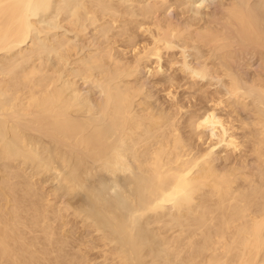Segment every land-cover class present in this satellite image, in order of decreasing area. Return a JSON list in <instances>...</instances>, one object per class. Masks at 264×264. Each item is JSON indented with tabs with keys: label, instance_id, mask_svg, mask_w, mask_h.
<instances>
[{
	"label": "bare ground",
	"instance_id": "6f19581e",
	"mask_svg": "<svg viewBox=\"0 0 264 264\" xmlns=\"http://www.w3.org/2000/svg\"><path fill=\"white\" fill-rule=\"evenodd\" d=\"M225 1L221 23L200 27L198 20L192 35L191 22L180 27L185 18L181 25L163 23L169 0L162 21L157 0H0V264H264V74L254 72L248 82L244 72L236 73L237 63L227 62L228 56L236 59L238 46L254 49V55L260 51L262 59L264 4L253 0L262 7L255 6L258 24L254 4ZM60 28L84 37L91 31L83 43L90 48L78 55V41L72 43ZM139 31L151 40L142 34L137 39ZM117 36L125 43L117 45ZM171 37L209 47L226 79L227 96L218 93L216 106L198 118L188 115V129L208 128L224 151L243 153L246 145L250 163H236L234 154L236 162H228L225 153L218 164L215 145L201 151L186 130L181 133L178 102L162 107L153 99L152 108L145 101L152 94L142 90L146 84L141 87L137 78V85L125 82L143 61L148 67L149 56L159 62L164 50L165 55L182 44L179 39L172 45ZM186 52H178L180 59ZM202 63L193 77L208 74L209 64ZM217 105L219 113L227 109L226 116L224 110V117L216 113ZM241 116L248 119L237 123ZM48 181L52 185L45 188Z\"/></svg>",
	"mask_w": 264,
	"mask_h": 264
},
{
	"label": "rangeland",
	"instance_id": "374dc122",
	"mask_svg": "<svg viewBox=\"0 0 264 264\" xmlns=\"http://www.w3.org/2000/svg\"><path fill=\"white\" fill-rule=\"evenodd\" d=\"M143 1V0H142ZM161 0H157V6L161 3L162 5H160V11L157 13V16H158V18L160 17V20L162 21V16H163V14L162 13H160L164 8H165V6L167 5L166 4V0H164L163 2H160ZM171 1V2H170ZM181 1H182V3L183 2H186L184 5H185V7L183 8V4L181 3ZM202 1V2H201ZM225 0H189V2H188V0H177V2L176 1H173V0H169V3H171V5H169L170 7H168V5H167V7L164 9V10H166V9H168V10H166V12H164V10L162 11L163 13H166L165 15H164V17H163V23L164 22H170L171 24L173 23V25H175L174 24V22L177 24V23H179V21H183L184 20V18H185V20H184V22H182V24H184L185 23V25H181V22L179 23L181 26L180 27H182L184 30L187 28V27H189V23L191 22V25L193 26L192 28L194 29V30H192V28L191 27H189L190 29L189 30H191V33H192V35H193V33L195 34V29L196 28H200V27H202L201 25H203V24H207V23H209V22H213L212 24H215V22L216 23H221V15H222V13H223V6H224V4H225V2H224ZM253 1V0H252ZM158 2H160V3H158ZM168 2V1H167ZM175 4H174V3ZM181 3V4H179V3ZM193 2V3H192ZM200 2V3H199ZM228 2H229V0H227V4H228ZM244 2H245V0H244ZM244 2H242V3H244ZM249 2H251V0H247V4H249V5H253L251 8H252V10L254 11L253 13H252V11H251V13L252 14H254V15H256V14H259V11L258 10H256V13H255V6H256V9H257V7H258V9L259 8H262V7H260V6H257V5H255V1H253L252 2V4L251 3H249ZM258 2V1H257ZM261 2H262V0H261ZM189 5H188V4ZM246 3L244 4V6H246ZM259 3H260V1L258 2V5H259ZM163 4H165V6H164V8H162V6H163ZM178 4H179V8H176V10H175V7H178ZM257 4V3H256ZM263 4H264V0H263ZM173 5V6H172ZM183 5V6H182ZM199 5V6H198ZM217 5V6H216ZM181 6V7H180ZM191 6V7H190ZM216 6V7H215ZM222 6V7H221ZM226 6V5H225ZM264 6V5H263ZM254 7V8H253ZM180 8H182L183 10H179ZM187 8H189V9H187ZM192 8V9H191ZM198 8H199V10H198ZM201 8V9H200ZM214 8H215V10H214ZM219 8V9H218ZM246 8H250V7H248V5L246 6ZM162 9V10H161ZM186 9H187V12H186ZM190 10V11H189ZM197 10H198V12H202V14L204 15V17L202 16V15H200V13H196L197 12ZM219 10H220V12H219ZM251 10V9H250ZM180 11V12H179ZM181 12H183V15H182V13ZM186 12V13H185ZM209 12H210V14H211V12L213 13V14H215L213 17H212V15L213 14H211L210 16H211V20H210V18H208L209 17ZM262 12V13H261ZM264 7H263V10H260V14H259V16L261 17L260 19H261V21H262V19H263V15H264ZM179 13H181V14H179ZM189 13V14H188ZM192 13V14H191ZM205 13V14H204ZM207 13V14H206ZM158 14H160L161 16H159ZM186 14H188V15H186ZM198 14H199V17H198ZM217 14V15H216ZM182 17H181V16ZM191 15H192V17H191ZM197 16L196 17V19H195V16ZM165 16L167 17V21H165L166 20V18H165ZM178 16V17H177ZM179 16H180V18H179ZM184 16V17H183ZM188 16V17H187ZM207 16V17H206ZM171 18V20H168L169 18ZM191 17V18H190ZM194 17V18H193ZM201 17V18H200ZM257 17V18H256ZM164 18H165V20H164ZM181 18H182V20H181ZM187 18H189V19H187ZM198 18V19H197ZM202 18L203 19H205V20H202ZM214 18V19H213ZM255 18L256 19H259L258 18V16L256 15L255 16ZM175 19V20H174ZM176 19H179V20H176ZM186 19H187V23H188V26H186ZM200 19L203 21V23H202V21H200ZM260 19H259V22H258V24H261L262 22L260 21ZM189 20V21H188ZM191 20H194L195 22H196V24H195V22L194 21H191ZM198 20H199V22H198ZM208 20V21H207ZM210 20V21H209ZM214 20H215V22H214ZM177 21V22H176ZM206 21V22H205ZM220 21V22H219ZM197 22H198V25L200 26H198L197 25ZM205 22V23H204ZM194 23V24H193ZM200 23V24H199ZM202 23V24H201ZM190 25V26H191ZM216 25V24H215ZM261 25H264V23L263 24H261ZM261 25H260V29L261 30H264L263 28H264V26H262L263 28H261ZM183 26H185V27H183ZM195 26H197L196 28H194ZM89 28H91V27H89ZM198 29H196V30H198ZM56 30V32H57V34L58 33H60V32H62L63 34H64V32H65V30L64 31H62V29L60 28V32L58 31V29H55ZM55 30H52V31H55ZM88 30V29H87ZM87 32V31H86ZM84 33L83 35H85L86 34V39H89V37H90V34H91V31L89 32V30H88V32L87 33ZM188 32H190V31H188ZM61 33V34H62ZM67 34V37L69 38V39H71L70 41H72V43H74V39H75V42L76 41H78L79 42V44H78V42H76V46H77V49H81L82 50V52L80 53V51H79V54L78 55H81L82 53L84 54L85 53V51H87L88 50V45H87V43H88V40L86 41L85 40V37L84 36H80V35H74L72 32H71V34H73V36L70 34V33H67V32H65V35ZM68 34L69 35H71L72 36V38H71V36H68ZM87 34H89V35H87ZM92 34H93V30H92ZM141 34L143 35L142 37H146V38H148V39H144V41H150L151 39L148 37L149 35H147L146 36V33H141L140 31L138 32V36H137V39H138V37L140 36V38H139V40H141ZM74 36H75V38H74ZM78 36H79V40H81V42L78 40ZM80 37H81V39H80ZM119 36H117V40H118V42L116 43L117 45H119L120 46V44H124L125 42H124V40H123V38L121 37V39H122V43H120L121 42V39H120V37L118 38ZM82 38H84V40L82 39ZM91 38V37H90ZM174 38V37H173ZM172 37H171V39L169 40L170 42H174L175 44H178V42H179V39L180 38H177V40H175V38L173 39ZM142 39V40H143ZM150 39V40H149ZM173 39V40H172ZM233 40H235L236 41V39L235 38H233ZM232 40V41H233ZM87 42L86 44H83V43H85V42ZM175 41H177V43L175 42ZM180 41H182L181 43L182 44H180V42H179V44H178V46L177 45H175V48H174V46H173V49H169V51L168 50H166V52L168 51V53H165V55H164V52H165V50H164V52H163V49L161 50V52H163V53H161V58L159 59L160 61L159 62H156V58L154 57V59L152 58V56H149L150 58H148V60H149V62H148V64L149 65H147L148 67H146V63L147 62H145V61H143V65L141 64L140 66H139V68H138V70L134 73V74H132L131 76H129V77H124V79H125V82H128V81H131V83H133L134 82V80H136L135 78H137V79H139V80H137V81H139V83H138V85L139 84H143L144 83V85L146 84V88L147 89H144V87H143V93L145 92V93H147L146 91L147 90H149V94H152V95H150L151 97L150 98H148V97H145V101L148 103V105L150 106V107H157V106H162V105H164L165 104V106H166V104H168V102H169V104L170 105H168L167 107H170V106H172V104H171V101L173 102V101H175L174 103V105L176 106L177 105V102H178V106L181 108L180 110L181 111H183V112H181L180 110L178 111V113H177V116H176V118H178V120L176 121L177 122V125H178V123H179V126L178 127H183V131L181 130V128H180V131H181V133H183L184 134V130H186L187 131V136H186V138L187 137H189V135H190V137L192 138L191 140H189V142H192V141H194V140H196V141H194V142H192V144H194V147L195 146H197V149H200L201 151H204L203 150V148L205 149V145H208V143H209V146L210 145H215V146H213L214 148H213V151H214V153H216V155L215 156H217V154H218V157H217V163L218 164H222V162H223V156H224V159L227 157V156H229V160H228V162H230L231 161V158L232 159H234L233 158V154H234V156H236V158L234 159V160H238L236 163H240L241 161H243V162H247V163H250L251 162V157L249 156V153L248 152H244L245 150H244V148L246 149V145L244 146V148H243V153L245 154L246 153V156L245 155H243V156H241V151H242V149L240 150V154L237 152H234L233 150H231V149H229V150H226V151H224V148L222 147L223 146V144L222 143H215L216 142V140H214V137H210L208 134H209V132H208V128H204V129H201V130H199V129H193V128H191V130H195L197 133H199L200 135H201V138H197V136H196V133H195V131L194 132H192L190 129H188L189 128V126H190V124H191V122L188 120L187 121V118H188V115L191 117V116H193L194 115V117H196L197 116V118H198V115H199V117L200 116H202L205 112H206V110L208 111V109L209 110H211V109H213L216 105L214 104V102L217 100V98L221 95H224L225 97L227 96L226 94H224L225 93V86H224V80L226 81V79H225V77H223V75H222V72H221V68L223 69V66H221L220 65V62H219V59H217L216 58V56L213 54L214 52L211 50V49H209V47L208 46H206V47H208V48H205V46H204V48H202L203 46L201 45V43H199L200 45H201V48L199 47V50L198 49H196L195 47H196V45L197 44H194V43H197L196 41H193V44L192 43H190L192 40H187L191 45H192V47H194L193 48V50H192V48H191V46H190V44L188 45V42L186 41V39L185 40H182V39H180ZM186 41V43L185 44H187V46L189 47L190 46V48L189 49H186V48H188V47H186L185 49L184 48H182L181 49V47L184 45L183 44V42H185ZM172 42V43H173ZM118 43H120V44H118ZM139 44H140V42H138ZM142 43V42H141ZM174 43L172 44V45H174ZM236 43H237V41H236ZM75 44V43H74ZM78 44V45H77ZM171 44V43H170ZM197 45V46H200V45ZM80 45V46H79ZM141 45V44H140ZM238 44H236V46H237ZM84 46H88V47H86V49H84L85 47ZM181 46V47H180ZM233 46H235V42H234V45ZM79 47V48H78ZM84 47V48H83ZM166 47V46H165ZM172 47V46H171ZM248 47V46H247ZM244 48V49H240L239 48V46L238 47H236V51L237 50H239L238 51V53L236 52V51H234V49L232 50L231 48H230V51H234V53L235 54H237V56H238V54L241 56V58L242 59H240V56H238L239 57V60H240V62H241V60H243L241 63H242V66H239V70L241 71V69H242V73L241 72H237V70H238V60H237V56L234 54V53H232V55L234 54V57H236V59L235 58H233V56L231 57L230 56V58H229V56H228V59H230L229 61H227L228 59L226 58V61L227 62H229L230 63V66L231 67H234V64H236V69H235V71H236V73H240V74H243V72H244V75L246 74L248 77L246 78V75L244 76V79H248L249 81L248 82H250V80L253 78V76L252 75H254V72H255V75H254V77H256L258 74H261L260 76H263V74H264V62H262V61H264V60H262L263 58H264V53H262V51L263 50H261V55L263 54V56H262V59H261V56L259 57V55H260V51H259V53H256V55H254L253 53H254V49L252 50V48H251V53H250V47H248V48ZM90 48V47H89ZM168 48H169V46H168ZM198 48V47H197ZM233 48V47H232ZM166 49H167V47H166ZM200 49H201V51H200ZM204 49V50H203ZM208 49V51H210L209 53L207 52V54H208V56H209V54L211 55V57L209 56V59H208V57H206V55H205V53H206V50ZM245 49H246V51H245ZM85 50V51H84ZM183 51V53H185L186 52V50H187V52H186V55H187V59H188V61H187V59L185 58L184 60H185V64L184 65H182V64H179L178 63V61L179 60H182V59H180L181 58V56H183V54L182 55H180L178 52L180 51L181 53H182V51ZM191 50V51H190ZM78 51V50H77ZM84 51V52H83ZM197 51H198V53H197ZM255 51H256V49H255ZM258 51H256V52H258ZM172 52H173V55H172ZM191 54H190V53ZM201 53V55H202V53H204V56H201L200 55V53ZM212 52V53H211ZM240 52V53H239ZM243 52H245V54L243 53ZM248 52V53H247ZM78 53V52H77ZM193 53V54H192ZM247 53V54H246ZM82 54V55H83ZM130 54V53H129ZM162 54H163V57H162ZM168 56H167V55ZM169 54H170V56H169ZM190 54V55H189ZM242 54H244V56L242 57ZM257 54H259V55H257ZM185 55V54H184ZM230 55H231V53H230ZM164 56H165V58H164ZM171 56H172V58H171ZM175 56V57H174ZM179 56V57H178ZM200 56H201V59H199L200 58ZM177 57H178V60H177ZM185 57V56H184ZM205 57V58H204ZM171 58V60H168V59H170ZM183 58V57H182ZM198 58V60L196 61V59ZM202 58H203V60H202ZM214 58V59H213ZM243 58H245V59H243ZM147 59V58H146ZM151 59V60H150ZM213 59V60H212ZM216 59V60H215ZM167 60V61H166ZM174 60H177V62H176V64H177V67L179 66V65H181V67L179 66V68L180 69H178L177 67H176V64H175V62H174V64H173V62H169V61H174ZM184 60H182V61H184ZM189 60H191V62L193 61V62H195L196 61V64L194 65V67H193V62L191 63V65H189ZM200 60V61H199ZM204 60H205V65H208L209 64V71H211V72H209L208 71V74H209V77L207 76V78H206V75H208V74H206V75H204V76H202V79H201V77L197 74H195V77H193L194 76V72H193V70H195V68H199V67H201V63H202V61H203V65H204ZM206 60H207V63H206ZM210 60H212V61H210ZM215 60V61H214ZM234 60H236L237 62H232V61H234ZM155 61V64L156 65H154L153 64V62ZM187 61V62H186ZM180 62V61H179ZM201 62V63H200ZM233 63V66L231 65L232 63ZM247 62V63H246ZM157 63H159V65L157 64ZM171 63V64H170ZM200 63V64H199ZM218 63V64H217ZM244 63L246 64V65H244ZM263 64V67H262V64ZM160 64H161V67H160ZM169 64H170V69H169ZM145 65V66H144ZM151 65H152V69L153 70H155L153 73H156V75H154L153 76V73H152V69L150 68L151 67ZM202 65V66H203ZM211 65V66H210ZM212 65H214V66H212ZM143 68H142V67ZM150 66V67H149ZM153 66H157L156 68L155 67H153ZM160 67V69H159V67ZM168 66V67H167ZM173 68H172V67ZM187 66H188V69L190 70V72H189V70H187L186 71V69H187ZM193 68H192V67ZM197 66V67H196ZM220 66H221V68H220ZM145 67H146V69H145ZM176 67V68H175ZM185 68V70H184V72L182 71L183 69L182 68ZM189 67H191V68H189ZM219 67V68H218ZM147 68H148V71H146L147 70ZM151 70H150V69ZM162 68V69H161ZM172 68V69H171ZM177 70H175V69ZM145 69V70H144ZM159 69V71H156V70H158ZM166 69V70H165ZM212 69V70H211ZM216 69V70H215ZM233 68H232V71L234 70ZM261 69H262V71H261ZM163 70H164V72H163ZM172 70V71H171ZM219 70V71H218ZM238 70V71H239ZM144 71V72H143ZM146 71V72H145ZM179 71H181V72H179ZM260 71V72H259ZM151 72V73H150ZM171 72V73H170ZM176 72V73H175ZM185 72H187L188 73V75H186V77H184V75H185ZM216 73V77H215V73ZM256 72H258V74L256 73ZM137 73H138V75H137ZM170 73V74H169ZM190 73V74H189ZM192 73H193V75H192ZM213 73V74H212ZM163 75V77H162V75ZM184 74V75H183ZM218 74H220V76H218V77H220V79H221V81L223 82H221L220 80H219V82H218V80H215V78H217V75ZM239 74V76L240 77H242L243 75H240ZM141 75V76H140ZM166 75H169V76H166ZM172 75H176L175 77L174 76H172ZM222 75V76H221ZM237 75V74H236ZM138 76H139V78H138ZM157 76H158V78H157ZM164 76H165V78L167 79H169V81L168 82H166V79L164 78ZM171 76V79L169 78ZM191 76L193 77L192 78V81H191ZM214 78H213V77ZM143 77V80L141 79V78ZM161 77V79H159ZM199 78V79H194V78ZM250 77H252L251 79H250ZM128 78V79H127ZM164 78V79H163ZM174 78V79H173ZM211 78V79H210ZM157 79V80H156ZM167 79V80H168ZM173 79V80H172ZM219 79V78H218ZM243 79V78H242ZM127 80V81H126ZM150 80V81H149ZM154 80L156 81L155 83H154ZM175 80V81H174ZM195 80V81H194ZM133 81V82H132ZM137 81H135L134 83L136 84L137 83ZM153 81V82H152ZM161 81H165V82H161ZM174 81V82H173ZM199 81V82H198ZM217 81V82H216ZM243 81V80H242ZM158 82H160V83H158ZM173 82V83H172ZM192 82V83H191ZM193 82H194V84H193ZM196 82H198V83H196ZM221 82V83H220ZM244 82H247V81H244ZM244 82H242V83H244ZM247 82V83H248ZM130 83V82H129ZM162 83V86L160 85ZM163 83H165V85L163 84ZM168 83V84H167ZM170 83H172V85H171V87H170ZM190 83H191V85H190ZM202 83V84H201ZM246 83V84H247ZM142 84H141V87H142ZM249 84V83H248ZM248 84L246 85V87H247V89H248ZM137 85V84H136ZM163 85H164V87H163ZM167 85V86H166ZM192 85H194V86H192ZM204 85V86H203ZM220 85H222V86H220ZM244 85V84H243ZM199 86V87H198ZM245 86V85H244ZM152 87V88H151ZM167 87H168V89H167ZM224 87V88H223ZM149 88V89H148ZM245 88V87H244ZM153 91V92H150L151 90ZM169 89H170V92L172 91L173 92V94H175V96L173 97V96H171L170 94H168L169 95V97H168V95H167V90L169 91ZM173 89V90H172ZM220 89H223V91H220ZM217 90V91H216ZM166 91V92H165ZM220 91V92H219ZM248 91V90H247ZM222 92H223V94H222ZM155 93V94H154ZM166 93V94H165ZM218 93H220V95L218 94ZM141 94H142V92H141ZM148 94V93H147ZM146 94V95H147ZM207 94V95H206ZM214 94V96L215 95H217L216 97H214L213 96V98H212V95ZM252 94V93H251ZM163 95H164V97H163ZM143 96H145V95H141L140 97H141V99L143 98ZM148 96V95H147ZM171 96V97H170ZM224 96H223V99H224ZM158 97V98H157ZM166 97H168V99H170V101H168V99L166 98ZM208 97V98H207ZM210 97H211V99H210ZM149 100H148V99ZM164 98V103L163 104H161L162 103V100L161 99H163ZM172 98H173V100H172ZM174 98H176V99H174ZM196 98V99H195ZM207 98V99H206ZM249 98V97H248ZM248 98H246L247 99V102H248V104L250 105V102H249V100H248ZM250 98H252V96H250ZM249 98V99H250ZM155 100V102L156 101H160V104H158L157 105V103H156V105L157 106H154L155 105V102H154V100ZM156 99H158V100H156ZM165 100H166V102H165ZM179 100L181 101V102H179ZM194 101H195V103H194ZM212 101V102H211ZM251 101H252V103L251 104H255V102L253 103V100L251 99ZM152 102H154L152 105H151V103ZM190 102V103H189ZM208 102H210L211 103V105H210V103H208ZM203 103V104H202ZM184 105L183 107H185L186 106V108H183L182 107V105ZM194 104V105H193ZM198 104V105H197ZM200 104H201V106H200ZM192 105H193V108H191L192 107ZM207 105V106H206ZM248 105V106H249ZM164 106V107H165ZM210 106V107H209ZM211 106H213V107H211ZM222 106V105H221ZM163 107V106H162ZM166 107V108H167ZM199 107H200V110H199ZM220 107V105H217V108H215L214 110L216 111V113L217 114H220L221 116H223V114H222V112H223V110H224V116H226V111H227V109H226V111H225V108H224V106H222V108H223V110L221 109V111L222 112H218V110L220 109L219 108ZM188 108V109H187ZM198 108V109H197ZM227 108V107H226ZM249 108H250V106H249ZM183 109V110H182ZM196 109V110H195ZM203 109H204V111H203ZM189 110V111H188ZM186 111H188V112H186ZM197 111H198V113H197ZM247 112L248 111H242V114L245 116V114H247ZM186 113V114H185ZM192 113V114H191ZM194 113V114H193ZM197 113V114H196ZM200 113H201V115H200ZM181 116H180V115ZM183 114H184V116H183ZM240 115H241V112H240ZM178 116H180V117H178ZM183 116V117H182ZM223 116V117H224ZM247 117H249L248 116V114L246 115ZM186 117V118H185ZM247 117H243V116H241V118L239 119V120H237L236 122L237 123H240V121L241 120H243V119H245L246 118V120L248 119ZM180 118V119H179ZM182 118V119H181ZM197 118H193L192 120L193 121H195ZM185 119V120H184ZM183 121V122H182ZM187 121V122H186ZM235 122V121H234ZM236 124V123H235ZM185 125V126H184ZM237 125V124H236ZM188 126V127H187ZM190 127H192V125L190 126ZM186 128V129H185ZM185 131V132H186ZM188 131H189V134H188ZM201 131V132H200ZM191 133V134H190ZM202 133V134H201ZM193 134V135H192ZM184 135H186V133L184 134ZM195 135V136H194ZM240 134H238V136H239ZM190 137H189V139H190ZM208 137V138H207ZM198 140H197V139ZM205 138H206V141H205ZM211 138V143H210V139ZM240 138V140H241V137H239ZM200 140H202V141H200ZM199 141V142H198ZM196 142V143H195ZM199 145V147H198V145ZM202 144V145H201ZM222 144V145H221ZM217 145H221V146H217ZM201 147V148H200ZM203 147V148H202ZM220 147V148H219ZM207 148H208V146H207ZM206 148V149H207ZM216 148V151L218 152V151H220L219 153H217V152H215V149ZM205 149V150H206ZM220 149V150H219ZM222 150V151H221ZM232 151H233V153H232ZM231 152V153H230ZM227 154V156H226V154ZM242 153V154H243ZM220 154H222V155H220ZM224 154V155H223ZM237 154H239L240 155V157H243V159L241 160L239 157H238V155ZM220 156H221V158H222V160H218V158L220 159ZM231 157V158H230ZM237 157H238V159H237ZM239 160H240V162H239ZM225 162H226V160H225ZM231 162H234L233 160L231 161ZM234 162V163H235ZM48 183H49V181H48ZM48 183H46L45 184V188H47L48 186L49 187H51V185H52V182L51 183H49V185H48ZM91 252L92 253H95V250H93V251H90V254H91Z\"/></svg>",
	"mask_w": 264,
	"mask_h": 264
}]
</instances>
